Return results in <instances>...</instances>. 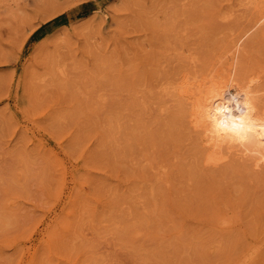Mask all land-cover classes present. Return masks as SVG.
<instances>
[{
  "label": "rangeland",
  "instance_id": "1",
  "mask_svg": "<svg viewBox=\"0 0 264 264\" xmlns=\"http://www.w3.org/2000/svg\"><path fill=\"white\" fill-rule=\"evenodd\" d=\"M253 1L0 0V264H264V170L203 165L173 89Z\"/></svg>",
  "mask_w": 264,
  "mask_h": 264
},
{
  "label": "bare ground",
  "instance_id": "2",
  "mask_svg": "<svg viewBox=\"0 0 264 264\" xmlns=\"http://www.w3.org/2000/svg\"><path fill=\"white\" fill-rule=\"evenodd\" d=\"M252 21L228 41L227 50L218 55L224 56L218 65L198 70L194 55L191 68L177 74L173 89L180 103L176 113L194 134V156L203 165L228 167L232 161L246 160L254 169L264 170V69L244 62L248 51L244 45L264 23V6Z\"/></svg>",
  "mask_w": 264,
  "mask_h": 264
}]
</instances>
